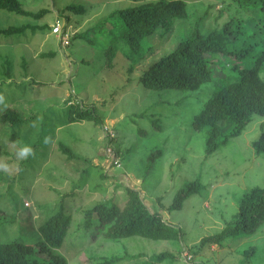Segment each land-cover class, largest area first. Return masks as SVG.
<instances>
[{
    "label": "rangeland",
    "instance_id": "obj_1",
    "mask_svg": "<svg viewBox=\"0 0 264 264\" xmlns=\"http://www.w3.org/2000/svg\"><path fill=\"white\" fill-rule=\"evenodd\" d=\"M130 1L26 0V10L46 11L41 17L0 10L1 28L24 26L14 33L0 34V111L9 106L26 116L25 125L16 131L0 123V210L7 214L0 222V241L20 236L35 238L38 225L64 208L71 222L59 252L68 264H100L102 258L111 255L142 254L137 259L114 263L138 264L162 251L173 254L171 264H264V224L252 236L240 234L221 247L198 248L203 236L219 231L237 213L245 191L255 185L264 186V154H256L251 145L264 128V116H253L240 134L205 156L206 129L195 131L190 121L211 83L197 91H157L136 82L118 96V88L126 82L129 51L119 40L114 68L102 66V47L110 36L99 33L103 30L97 25L112 11L130 6ZM233 3L188 1V16L175 19L168 33L159 28L146 37L144 50H153L141 61L136 56L132 59L147 64L168 53L192 30L190 17H196V13H207L208 25L221 15L216 22L221 27L226 14L234 9ZM56 22L61 34L52 33ZM65 32L68 45L61 42L67 37ZM249 62L245 59L242 66ZM139 72L136 69L131 78L138 77ZM105 100L109 108L97 107L96 112L102 117V126L65 120V111L72 102L99 106ZM151 112L161 113L156 116L157 124L150 122ZM139 128L146 136L138 133ZM109 136L115 141L110 143ZM60 144L69 148L73 155L70 160ZM109 144L119 148L123 157L132 153L131 159L116 164ZM24 147H31L33 154L20 157L18 153ZM158 148L162 154L148 171L146 157ZM98 173H106V178L99 179ZM197 177L203 188L188 196L179 209L169 210L180 188ZM123 186L139 191L151 211H159L164 220L180 228V237L81 239L82 210L100 200L116 198L122 204ZM189 248L197 254L194 256ZM250 249L253 251L246 255Z\"/></svg>",
    "mask_w": 264,
    "mask_h": 264
},
{
    "label": "trees",
    "instance_id": "obj_2",
    "mask_svg": "<svg viewBox=\"0 0 264 264\" xmlns=\"http://www.w3.org/2000/svg\"><path fill=\"white\" fill-rule=\"evenodd\" d=\"M188 1L193 0H131L130 6L109 13L97 25V29L103 30L99 33L105 37L110 36L108 43L102 47V66L114 68L118 53L117 42L120 40L128 48L127 58L130 63H126V82L118 88V96L136 82H140L145 89L157 91H197L203 84L211 83L210 91L199 110L192 114L190 121L195 131L206 129L204 152L205 156H210L230 137L240 134L253 116H264V0H233L235 7L229 11V15L226 14L221 27L216 23L221 15L208 25L205 22L207 13H196V17H190L192 30L186 32L172 50L147 64L134 61V56L141 61L153 50L151 47L144 50L143 42L146 37L153 35L159 28L163 33H168L175 19L188 16ZM25 4L26 0H0V10L32 17H41L46 12L40 10L32 13L24 8ZM206 26L208 28L204 29ZM23 28L24 26L0 27V34H11ZM220 52L223 57H220ZM245 59L250 61L249 65L242 66ZM136 69H140V72L133 79L131 75ZM97 107L108 109L109 101L105 100L99 106L95 103L85 106L82 101H74L65 111V120L71 123L90 121L102 126L103 120L96 113ZM33 115L35 114H31V117L34 118ZM159 115L160 112H151L150 122L157 124L159 119L156 116ZM25 118L14 107H4L0 111V123L12 127L11 131L24 126ZM25 133L28 134L29 131ZM138 133L146 136L143 128H139ZM108 141L114 142V136H109ZM251 145L256 154H264V128L252 140ZM60 147L70 160L73 155L69 148L63 144ZM109 149L114 154L116 164L129 161L132 157L130 152L125 157L121 156L119 148L114 149L110 144ZM161 154L162 150L158 148L147 155L146 170L152 168ZM104 157L105 154L101 156ZM97 176L104 179L106 173H98ZM87 180L86 178L85 181ZM123 188L125 199L122 204L116 202V198L114 201L100 200L82 210L81 239L85 237L91 241L96 236H103L105 239L115 240L140 236L152 240H175L180 237V228L164 220L159 211H151L143 202L139 191L128 186ZM201 188L203 185L198 177L186 183L175 194L168 209H179L188 196L198 193ZM63 209L49 215L38 225V235L35 238L20 236L9 242L0 241V264H68L65 256L59 252L71 222V215ZM4 218H7V214L0 210V222ZM263 224L264 186L255 185L243 193L239 209L231 220L219 231L203 236L198 242V248L201 249L204 245L221 247L227 239L240 234L252 236ZM189 250L194 256L197 254V251L192 252L191 248ZM252 251L248 250L246 255ZM141 256L142 254L111 255L102 258L100 264H114L125 258L137 259ZM165 260L171 264L175 259L173 254L162 251L138 264Z\"/></svg>",
    "mask_w": 264,
    "mask_h": 264
},
{
    "label": "built area",
    "instance_id": "obj_3",
    "mask_svg": "<svg viewBox=\"0 0 264 264\" xmlns=\"http://www.w3.org/2000/svg\"><path fill=\"white\" fill-rule=\"evenodd\" d=\"M61 32V26H60V24L58 23V22H56L53 26H52V33H54V34H59ZM61 34V33H60ZM67 33L65 32V35H66ZM64 35V34H63ZM69 37H68V34H67V37L65 38V37H63L62 38V40H61V42L63 43V44H66V45H68V43H69Z\"/></svg>",
    "mask_w": 264,
    "mask_h": 264
},
{
    "label": "clouds",
    "instance_id": "obj_4",
    "mask_svg": "<svg viewBox=\"0 0 264 264\" xmlns=\"http://www.w3.org/2000/svg\"><path fill=\"white\" fill-rule=\"evenodd\" d=\"M3 97H0V100H2ZM46 142V141H45ZM33 154V150L31 147H24L20 150V152L18 153V155L22 158H27L29 155Z\"/></svg>",
    "mask_w": 264,
    "mask_h": 264
}]
</instances>
